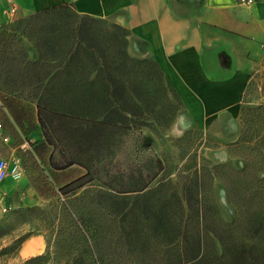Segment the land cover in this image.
Segmentation results:
<instances>
[{"label":"trees","instance_id":"trees-1","mask_svg":"<svg viewBox=\"0 0 264 264\" xmlns=\"http://www.w3.org/2000/svg\"><path fill=\"white\" fill-rule=\"evenodd\" d=\"M128 35L71 5L0 27L2 106L20 128L13 103L32 105L37 125L31 129L37 126L51 145L54 137L84 154L78 162L85 174L59 189L71 233L58 231L54 240L80 244L79 255L65 264H264V102L240 104L238 138L228 149L242 152L243 166H221L235 211L226 222L203 195L197 175L178 193L170 179L158 177L161 171L142 166L130 171L123 189L92 192L90 163L114 154L144 115L156 118L159 90L171 92L181 107L158 64L128 54ZM63 161L62 168L75 163Z\"/></svg>","mask_w":264,"mask_h":264},{"label":"crops","instance_id":"crops-1","mask_svg":"<svg viewBox=\"0 0 264 264\" xmlns=\"http://www.w3.org/2000/svg\"><path fill=\"white\" fill-rule=\"evenodd\" d=\"M59 5L129 31L128 54L153 59L182 105L172 126L182 131L197 126L222 144L237 140L249 68L264 45V0H0V27ZM3 133L9 138L4 125ZM10 141L0 140V159L12 156L5 146ZM210 157L216 163L243 165L225 150ZM34 198L24 171L0 181L3 207ZM43 248L42 238L35 236L23 242L18 256L24 259Z\"/></svg>","mask_w":264,"mask_h":264},{"label":"rangeland","instance_id":"rangeland-1","mask_svg":"<svg viewBox=\"0 0 264 264\" xmlns=\"http://www.w3.org/2000/svg\"><path fill=\"white\" fill-rule=\"evenodd\" d=\"M249 69L250 78L241 103L245 108L264 102V45L258 56L253 58ZM162 92L159 90L154 99V110L157 112L155 119L152 114L144 115L143 124L132 126L128 135L122 137V143L114 154L90 163L89 170L94 173L92 192L99 189L113 192L123 189L128 183L130 171H136L142 166L161 171L158 177L170 179L178 193L185 179L197 175L204 183L203 195L212 201L219 217L226 222L228 218H233L235 211L228 203L225 185L220 179L223 172L221 166L236 169L243 165L237 167L232 163L233 160L216 163L210 156L216 150H225L230 158L243 161L242 152L230 151L228 145L231 143L222 144L197 126L193 125L184 131L172 126L181 107L173 101L171 92ZM13 107L22 120L23 126L20 128L0 105V122L11 140L5 146L12 151V156L5 160L10 167L17 165L26 173L35 198L32 202H20V205L13 208L6 206V211H3L0 203V264H65L70 260L68 257L79 255L80 244L74 239L72 246L68 247V244H57L54 240L58 231H62L63 236L71 233L67 216L59 207L62 201L59 189L85 174L86 167L78 162L84 154L75 146L68 147L65 142L59 143L54 137L51 142L54 144L51 145L42 137L37 126L35 131L31 129L37 125L32 105L13 103ZM161 110L164 111V117L159 114ZM0 144L4 146L2 142ZM64 159L75 163L62 168ZM82 190L77 195L83 193ZM35 236L42 238V252L20 258L18 250L23 242Z\"/></svg>","mask_w":264,"mask_h":264},{"label":"built area","instance_id":"built-area-1","mask_svg":"<svg viewBox=\"0 0 264 264\" xmlns=\"http://www.w3.org/2000/svg\"><path fill=\"white\" fill-rule=\"evenodd\" d=\"M242 2L250 3L251 0H242ZM9 12L12 13L13 12L12 9ZM0 140L4 143L9 142V138L5 136L3 133V125L1 122H0ZM20 172L21 170L17 165H13L12 167H10L9 163L6 160L0 159V181L9 177H13V178L18 177ZM6 210L7 208L3 207V211Z\"/></svg>","mask_w":264,"mask_h":264}]
</instances>
